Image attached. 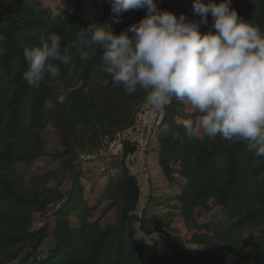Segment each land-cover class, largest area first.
<instances>
[{"label":"trees","instance_id":"trees-1","mask_svg":"<svg viewBox=\"0 0 264 264\" xmlns=\"http://www.w3.org/2000/svg\"><path fill=\"white\" fill-rule=\"evenodd\" d=\"M173 1L174 4L178 2ZM24 3L27 4L26 13L23 11ZM230 3H233L230 8L240 18L259 26L264 32V0H242L237 1V4L231 0ZM14 11L15 17L11 23L1 30L0 253L16 245H20L19 249L29 247L30 251L22 253L16 264H194L197 261L208 264L207 259H214V249L220 245L232 253L233 261L230 264H264V238L257 245L251 260H248L244 248L249 244L243 237L247 227L264 226V157L247 151L246 142L233 143L220 136L210 138L206 134L203 138L193 135L189 139L184 135L183 125H175V129L171 127L169 133L162 136L164 148L158 160L167 175L170 172L169 163L179 160L178 172L186 179L179 196V200L184 203L185 213L203 204L208 196H218L217 202L222 206L223 213L229 221L234 219L228 229L206 225L211 235H205V239L213 240L212 250L206 248L202 253H188L187 258H184L179 243L171 242L157 255L149 244L135 241L126 226L114 225L103 235L86 219L80 227L70 226L67 215L73 211L82 212L85 208L81 186L77 178L73 177L74 181L66 191L69 199L61 203L58 210L64 216L57 220L54 229L58 235L45 255L38 256L35 253L43 241V229H20L21 216L25 212L45 207L52 200L59 199L60 195L50 197L52 191H47L46 197L42 199L37 191L24 186L22 173L16 168L21 163L27 167L43 156L41 131L47 123L54 127L63 124V142L67 139L68 127L71 128L69 122L72 120L67 119V116L75 119L74 123L83 120L93 129H96L97 124L104 126L105 122L110 123V113L104 115L96 111L97 103L100 95L111 86H122L102 70L103 51L90 40L91 33L84 40L77 39L80 27L75 26L76 14L58 22L46 19L41 13L34 14V5L27 0H16ZM104 13V19L110 20L112 29L119 33L127 30L133 22L139 23L147 15V10H134L133 22L121 17L119 23L115 22L116 18L111 12L104 10ZM27 14L31 18L27 19ZM77 15L80 19V14ZM48 34L60 36L61 52L64 54L67 48L71 61L68 64L57 62L60 68L58 76L49 74L39 87L29 86L23 80V73L28 68L23 46L38 43L40 36ZM129 35L132 33L129 32ZM61 88L66 92L63 100L59 98ZM137 93L130 97H136ZM49 102L52 104L49 105ZM171 102L165 107L166 112L174 108L175 102ZM168 120L171 121V118ZM169 125L173 126L174 123L170 122ZM174 133H178L180 138H174ZM105 190L118 206L123 207L122 220L130 217L129 213L134 211L139 194L135 177L129 174L120 176L109 181ZM7 225L13 229H10L11 232L7 230ZM87 226H92L90 233L87 232ZM2 229L4 232H1ZM63 232H68L67 236ZM126 233L131 239L128 243L125 242ZM20 251L17 250L15 254ZM149 252L151 257L160 258L153 261Z\"/></svg>","mask_w":264,"mask_h":264},{"label":"rangeland","instance_id":"rangeland-1","mask_svg":"<svg viewBox=\"0 0 264 264\" xmlns=\"http://www.w3.org/2000/svg\"><path fill=\"white\" fill-rule=\"evenodd\" d=\"M15 1L0 0V49H2L3 40L1 30L15 17ZM27 1L34 5V14L41 13L44 18L57 22L76 14L75 26L79 27L95 24L112 28L111 21L106 17L104 19V10L111 12L119 21L121 17L126 18V21L128 19L134 21V10L120 13L117 17V14L112 11L110 0ZM235 1L237 4V1L242 0ZM173 2V0L156 1L158 8L179 16V3ZM231 5L233 3L229 6ZM26 8L27 4L24 3V13ZM77 14H80V19ZM27 16V19L31 18V15L27 14ZM207 19L206 25L201 24L203 31L212 28L211 15ZM133 24H138V21ZM121 89L122 87L117 85L111 86L108 91L100 95L97 103L96 111L104 115L106 112L110 113V123L105 122L104 126L97 124L96 129H93L83 120L74 123L75 119L67 116L66 118L72 121L69 122L71 128L68 127L65 142L62 141L61 129L64 128L61 125L63 124L60 123L54 127L47 123L41 131L44 140L43 156L27 167L21 163L16 168L19 173H22L24 186L37 191L42 199L46 197L47 191H52L50 197L60 195L59 199L52 200L45 207L25 212L21 216L22 228L20 229L27 231L43 229V241L35 252L38 256L47 253L53 239L58 235L54 232L57 220L64 218L58 210L61 203L69 199L66 191L73 183V177L77 178L81 186L85 208L82 212L73 211L67 215L70 226L80 227L81 222L84 223L86 219V222L95 226V230H98L101 235L114 225L126 226L128 231L132 232L135 241L149 244L157 255L161 254L163 247L171 242L179 243L178 247L184 254V258H187L188 253L196 251L202 253V250L206 248L212 250L213 240L205 239V235H211L206 225L211 224L228 229L234 220L229 221L223 213L222 206L217 202L218 196H208L203 204L185 213L184 203L179 200V196L186 179L178 172L179 160L169 163V175L163 172V167L158 160V155L164 148L162 136L169 133L171 127L175 129V125H183L184 119H192L194 136L203 138L204 133L198 128L199 117L192 111L191 106L173 98L175 106L170 112L165 110L157 112L144 102L142 90L136 97H130V95L125 96L124 90L121 91ZM65 94V89H59L61 100L64 99ZM169 117L171 121L168 120ZM170 122L174 125H169ZM125 174L135 177L139 194L134 211L129 213L130 217L122 220L123 207L118 206L113 201L114 198H110L105 187L109 181ZM86 213H88L87 216ZM81 214L82 217H80ZM6 228L9 232L13 230L8 225ZM91 229L92 226H87V232L90 233ZM1 232L4 230L2 229ZM63 233L65 236L68 234V232ZM75 234L78 235L77 232ZM243 237L249 244L244 248V254L248 260H251L257 245L264 238V226L247 227ZM129 239L130 236L126 233L125 242H130ZM19 246L10 247L0 253V264H16L22 253L30 251L29 247L19 249ZM17 250L21 251L16 255ZM214 252L212 255L214 259H207L208 264H230L233 261L232 253L227 252L223 246H217ZM149 254L153 261L160 258V256L151 257V252ZM194 264L200 263L197 261Z\"/></svg>","mask_w":264,"mask_h":264},{"label":"clouds","instance_id":"clouds-1","mask_svg":"<svg viewBox=\"0 0 264 264\" xmlns=\"http://www.w3.org/2000/svg\"><path fill=\"white\" fill-rule=\"evenodd\" d=\"M230 2L192 0L197 22L158 8L154 0H110L117 17L138 9H146L147 15L119 33L110 26L80 27L77 39L92 34L90 40L103 51L102 70L127 95L142 90L144 102L157 112L173 98L186 102L208 137L246 142L247 151L264 157V32L240 18ZM209 15L212 28L201 32ZM67 51L62 54L57 34L25 44L28 68L23 80L39 87L49 74L58 76L57 62L71 61ZM182 124L191 139L194 121L184 119ZM173 137L180 138L178 133Z\"/></svg>","mask_w":264,"mask_h":264},{"label":"built area","instance_id":"built-area-1","mask_svg":"<svg viewBox=\"0 0 264 264\" xmlns=\"http://www.w3.org/2000/svg\"><path fill=\"white\" fill-rule=\"evenodd\" d=\"M204 2L206 3V0H204ZM178 3L180 7L179 15L183 13L189 20L199 22L200 17L195 15L192 10V0H178ZM200 31L204 32L202 30V25H200Z\"/></svg>","mask_w":264,"mask_h":264}]
</instances>
